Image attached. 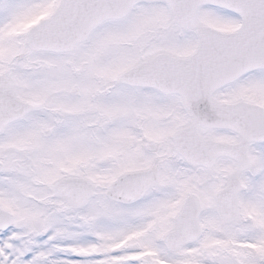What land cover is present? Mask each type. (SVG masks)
Returning a JSON list of instances; mask_svg holds the SVG:
<instances>
[{
    "label": "snow or ice",
    "instance_id": "snow-or-ice-1",
    "mask_svg": "<svg viewBox=\"0 0 264 264\" xmlns=\"http://www.w3.org/2000/svg\"><path fill=\"white\" fill-rule=\"evenodd\" d=\"M0 264H264V0H0Z\"/></svg>",
    "mask_w": 264,
    "mask_h": 264
}]
</instances>
